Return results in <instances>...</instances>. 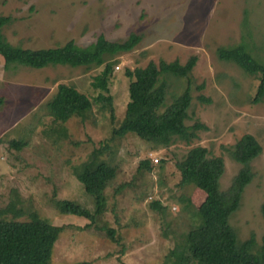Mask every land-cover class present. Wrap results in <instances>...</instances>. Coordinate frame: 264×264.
<instances>
[{
	"label": "rangeland",
	"instance_id": "obj_1",
	"mask_svg": "<svg viewBox=\"0 0 264 264\" xmlns=\"http://www.w3.org/2000/svg\"><path fill=\"white\" fill-rule=\"evenodd\" d=\"M0 17L13 20L3 30L7 41L29 50L61 48L70 41L86 47L100 36L114 43L131 35L142 38L135 51L116 59L109 93L92 86L102 69L6 67L0 56V96L6 99L0 109V222L26 224L37 215L63 228L46 264H120V259L124 264H199L188 259L187 235L200 225L206 194L179 184L176 163L190 149L207 147L210 157L225 160L220 188L226 191L240 169L228 148L245 134L256 137L263 153L252 163L254 178L231 225L240 241L254 236L262 246L264 98L254 101L262 75L220 61L217 51L244 45L264 64V0H0ZM193 57L199 59L197 90L186 123H205L209 129L200 131L199 139H175L170 146L133 133L116 142L117 176L105 191L106 213L98 224L115 230L121 246L98 226L85 228L83 220L56 211L54 201L60 199L93 208L73 169L112 135V111L95 98L110 96L116 121H123L130 102L126 70L151 62L184 65ZM161 80L168 85L167 107L186 84L169 74ZM60 84L75 85L91 99V110L65 122L56 120L47 103ZM12 141L26 145L18 150ZM146 159L151 169L141 166ZM156 203L158 209L153 208Z\"/></svg>",
	"mask_w": 264,
	"mask_h": 264
},
{
	"label": "trees",
	"instance_id": "obj_2",
	"mask_svg": "<svg viewBox=\"0 0 264 264\" xmlns=\"http://www.w3.org/2000/svg\"><path fill=\"white\" fill-rule=\"evenodd\" d=\"M12 22L11 18L0 17V56L5 59L6 67L44 70L62 66L83 68L87 72L102 69L94 76L92 86L104 93H109L110 80L118 64L116 59L132 53L142 42L139 35H131L122 43L110 42L100 36L86 47L70 41L61 48L29 50L14 47L5 38L3 30ZM217 54L220 61L234 63L245 73L262 75L254 99L255 102L261 101L264 98V64L254 59L244 45L222 48ZM198 62V57H193L184 65L178 61L171 64L161 62L159 65L151 62L146 68L126 70V75L131 79L130 102L123 121H116L110 96L101 93L95 98L108 105L112 111V135L94 147L87 160L73 169L75 179L83 186L84 193L93 199V208L85 207L76 200L60 199L54 201L56 211L83 220L85 228L98 226L100 232L106 233L114 243L121 246V239L115 230L98 224L99 218L106 213L105 191L117 176L116 142L130 133L149 143L164 146H170L175 139L186 142L199 139L200 131L208 130V126L201 122L192 126L186 123L195 98L194 90H197L194 70ZM164 74L180 78L186 84L167 107L164 104L168 85L161 80ZM204 87L198 89L203 90ZM199 100L210 103V99L205 96H199ZM5 101V97L0 96V109ZM47 107L56 120L65 122L89 112L92 101L79 92L75 85L60 84ZM25 145L23 142H11V146L18 150ZM228 151L240 169L226 191L220 188V180L226 171L225 160L222 157H210L207 147L190 149L176 163L181 176L179 184L182 187H195L206 194L199 210L200 225L187 235L188 259L199 264H264V237L262 246L258 248L254 236L242 242L231 225L233 217L241 208L244 192L254 178L252 163L263 153V147L256 137L245 134ZM150 163L146 159L141 166L151 169ZM153 208L158 209V204H154ZM261 214L264 219V205ZM63 231V228L55 227L37 215L32 216L30 223L26 224L0 222V264H46ZM120 256H124V250ZM120 264H124L121 259Z\"/></svg>",
	"mask_w": 264,
	"mask_h": 264
},
{
	"label": "built area",
	"instance_id": "obj_3",
	"mask_svg": "<svg viewBox=\"0 0 264 264\" xmlns=\"http://www.w3.org/2000/svg\"><path fill=\"white\" fill-rule=\"evenodd\" d=\"M153 161H154L155 163H158V162H159V160H158L157 158L153 159Z\"/></svg>",
	"mask_w": 264,
	"mask_h": 264
}]
</instances>
